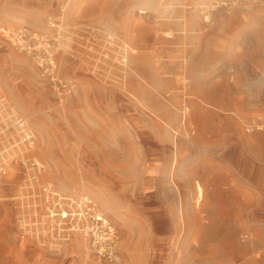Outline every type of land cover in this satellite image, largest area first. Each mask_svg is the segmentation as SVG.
Segmentation results:
<instances>
[{"label":"rangeland","instance_id":"rangeland-1","mask_svg":"<svg viewBox=\"0 0 264 264\" xmlns=\"http://www.w3.org/2000/svg\"><path fill=\"white\" fill-rule=\"evenodd\" d=\"M22 27L46 51L0 34V264H103L49 236L33 175L91 196L122 264H264L230 179L236 139L264 133L244 126L264 118V0H0V28Z\"/></svg>","mask_w":264,"mask_h":264},{"label":"built area","instance_id":"built-area-1","mask_svg":"<svg viewBox=\"0 0 264 264\" xmlns=\"http://www.w3.org/2000/svg\"><path fill=\"white\" fill-rule=\"evenodd\" d=\"M0 34L6 36L21 50L27 51L30 54L36 53L37 56L41 49H44V43L39 33L29 28L22 27L15 30L0 28ZM43 62L46 64L44 66L45 71L51 73L54 62L51 59H43L42 65ZM15 121L18 126L23 127L25 124L23 120L18 118ZM244 126L248 133L255 131L264 132V118L250 119L244 123ZM34 139V134L27 131L25 138L27 151L32 148ZM22 164L26 166L24 162ZM34 165L37 166V162ZM32 177L35 180L31 181L32 183L30 184L32 197L42 196L39 203L45 207V218L51 222L47 230L51 238L55 240L62 238L68 241L70 232H78L88 240L91 253L103 264H122V259L118 252L117 230L104 214L98 210L91 196L73 193L64 195L61 191L53 189L52 185L49 184L39 185L37 189V177L36 175ZM41 219L36 220L34 223L37 225V229L39 224L41 228L45 224L44 219ZM37 235L39 236V233ZM252 238L253 234L250 231L240 234L242 242Z\"/></svg>","mask_w":264,"mask_h":264},{"label":"crops","instance_id":"crops-1","mask_svg":"<svg viewBox=\"0 0 264 264\" xmlns=\"http://www.w3.org/2000/svg\"><path fill=\"white\" fill-rule=\"evenodd\" d=\"M251 139L253 140L252 144L248 139L242 137L236 139V154L239 162L236 169L241 172L235 178L231 177L230 179L235 181L237 194L245 196L250 201L252 216L261 222L257 232L264 235V133H257ZM245 166L250 169L248 173H243ZM252 231L250 232L256 234L255 231Z\"/></svg>","mask_w":264,"mask_h":264},{"label":"bare ground","instance_id":"bare-ground-1","mask_svg":"<svg viewBox=\"0 0 264 264\" xmlns=\"http://www.w3.org/2000/svg\"><path fill=\"white\" fill-rule=\"evenodd\" d=\"M198 188V196L200 197L201 196V194H202V192H203V190L200 188V187H197ZM198 197V198H199ZM203 197V196H202Z\"/></svg>","mask_w":264,"mask_h":264}]
</instances>
